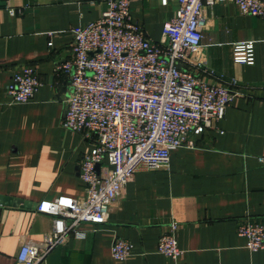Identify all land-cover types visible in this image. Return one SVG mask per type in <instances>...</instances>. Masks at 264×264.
Instances as JSON below:
<instances>
[{
    "label": "crops",
    "instance_id": "1",
    "mask_svg": "<svg viewBox=\"0 0 264 264\" xmlns=\"http://www.w3.org/2000/svg\"><path fill=\"white\" fill-rule=\"evenodd\" d=\"M103 1L0 0V200L30 204L0 203V264H16L22 244L51 228L52 218L36 212L42 200L85 195L80 165L94 140L64 128L72 84L57 66L72 57L74 29L98 19ZM176 10V0L131 3L154 42ZM204 14L208 71L197 73L222 85L237 80L241 95L216 128L191 135L195 147L171 152L169 168L137 172L101 230L72 236L44 264H264V250L251 251L238 234L242 219L264 220V19L242 15L231 1ZM242 41L255 42V64L233 61ZM25 65L36 68L42 86L32 101L14 104L8 86ZM174 221L176 260L158 252ZM113 235L132 242L130 259L112 256Z\"/></svg>",
    "mask_w": 264,
    "mask_h": 264
},
{
    "label": "built area",
    "instance_id": "2",
    "mask_svg": "<svg viewBox=\"0 0 264 264\" xmlns=\"http://www.w3.org/2000/svg\"><path fill=\"white\" fill-rule=\"evenodd\" d=\"M132 1L104 0L98 19L74 29L72 57L57 66L72 84L63 126L94 140L80 165L86 192L38 204L36 212L52 218L51 228L41 240L22 244L16 264H44L72 236L85 239L88 231L101 230L137 172L169 168L171 152L195 147L191 135L216 128L241 95L237 80L222 85L197 73L208 71L204 12L231 1L242 15L264 19V0H176L175 15L165 22L158 42L147 38L135 21ZM233 61L255 64V42L234 44ZM41 86L36 68L25 65L13 74L7 92L12 103L23 104ZM178 229L179 223L172 222L158 243V252L174 260L182 254ZM238 234L251 251L264 250V220L242 219ZM133 247L112 236L115 259H130Z\"/></svg>",
    "mask_w": 264,
    "mask_h": 264
},
{
    "label": "water",
    "instance_id": "3",
    "mask_svg": "<svg viewBox=\"0 0 264 264\" xmlns=\"http://www.w3.org/2000/svg\"><path fill=\"white\" fill-rule=\"evenodd\" d=\"M181 68V66H179ZM0 203H4L7 205H14V206H23V207H30V204L28 202H25L23 200H9V199H5V200H0Z\"/></svg>",
    "mask_w": 264,
    "mask_h": 264
}]
</instances>
